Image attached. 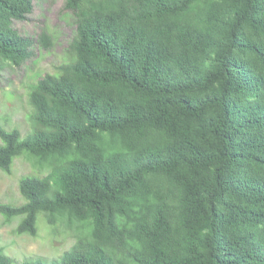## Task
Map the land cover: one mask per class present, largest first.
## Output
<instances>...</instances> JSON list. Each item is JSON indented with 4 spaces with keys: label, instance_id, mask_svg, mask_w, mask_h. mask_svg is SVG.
<instances>
[{
    "label": "trees",
    "instance_id": "trees-1",
    "mask_svg": "<svg viewBox=\"0 0 264 264\" xmlns=\"http://www.w3.org/2000/svg\"><path fill=\"white\" fill-rule=\"evenodd\" d=\"M223 1L226 46L200 76L181 66L208 37L203 0H64L75 30L30 88L31 130L0 127V170L23 153L50 169L22 177L24 203L0 216L17 235L62 213L90 232L60 259L22 264H264V0ZM31 11L0 0V70L33 58L36 43L11 29ZM37 43L50 48L45 33ZM204 116L199 132L189 122ZM0 264H13L1 250Z\"/></svg>",
    "mask_w": 264,
    "mask_h": 264
},
{
    "label": "rangeland",
    "instance_id": "rangeland-1",
    "mask_svg": "<svg viewBox=\"0 0 264 264\" xmlns=\"http://www.w3.org/2000/svg\"><path fill=\"white\" fill-rule=\"evenodd\" d=\"M203 2L207 4V8L215 10L211 19L212 24H208V30L203 33L208 37L199 39L195 46L184 48L189 63H183L181 66L186 70L190 67L191 74L200 76L214 67L215 51L221 52L225 49L226 30L233 11V5L226 4L223 0ZM31 4V13L22 21H12L11 29L36 43L33 48L34 56L18 66L7 64L0 70V127L7 130L16 129L23 136L28 134L32 125V108L28 100L30 88L38 79L54 72L55 66L64 60L68 42L75 30L73 15L64 10V0H31ZM42 33L49 37L48 50H43L37 43ZM181 67L178 63H169V74L184 79L185 74ZM208 92L200 89L194 93L199 97ZM232 102L239 106L240 99L233 96ZM140 103L145 102L140 99ZM148 107L147 103L146 110ZM206 119L204 116L189 123L199 132H204L203 125ZM165 130V127H160L150 133L151 136L159 137ZM49 169L50 165L46 160L23 153L14 160L10 173L0 170V204L22 205L24 200L18 186L20 179L27 175L44 176ZM70 217L67 213L53 214V221L49 222L43 216H39L37 234L31 237L16 234L17 220L6 224L0 216V250L13 261V264H22L32 258L46 261L60 259L79 237L90 232L87 223H80Z\"/></svg>",
    "mask_w": 264,
    "mask_h": 264
}]
</instances>
